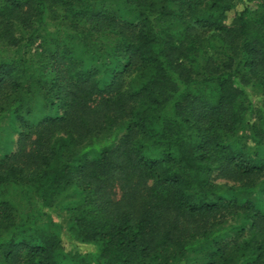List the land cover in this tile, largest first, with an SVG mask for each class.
Instances as JSON below:
<instances>
[{
  "label": "trees",
  "instance_id": "1",
  "mask_svg": "<svg viewBox=\"0 0 264 264\" xmlns=\"http://www.w3.org/2000/svg\"><path fill=\"white\" fill-rule=\"evenodd\" d=\"M102 1L0 0V264H264V0Z\"/></svg>",
  "mask_w": 264,
  "mask_h": 264
},
{
  "label": "rangeland",
  "instance_id": "2",
  "mask_svg": "<svg viewBox=\"0 0 264 264\" xmlns=\"http://www.w3.org/2000/svg\"><path fill=\"white\" fill-rule=\"evenodd\" d=\"M92 4H95L96 0H91ZM103 3H106V5H112L115 9H119V14L123 15V7L120 4V2H118V0L112 1V0H107V1H102ZM234 16V13H231V17ZM124 17H126V19H134V15L133 13L131 14L130 12H125ZM249 94H250V99L255 103L258 104L260 103L261 99H263V97L260 95V93H258V91L255 88H248ZM8 121L9 120H5L3 121V127L5 125H8ZM69 198V197H68ZM73 199V198H72ZM71 200V199H70ZM64 203L61 202L60 206L52 213L53 214V221L61 226L64 227V234L62 236V242H63V246L66 252H87L89 250V247L85 244H81L73 239H71L70 237H68L66 235L67 229H65V226L68 222L67 220V211L68 210H64L63 209ZM201 252L199 251H195V252H191L188 255L187 258V262L188 264H203L204 263V258L202 257Z\"/></svg>",
  "mask_w": 264,
  "mask_h": 264
}]
</instances>
